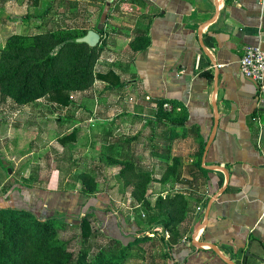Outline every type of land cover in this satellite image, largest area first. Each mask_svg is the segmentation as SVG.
<instances>
[{
  "label": "crops",
  "instance_id": "obj_1",
  "mask_svg": "<svg viewBox=\"0 0 264 264\" xmlns=\"http://www.w3.org/2000/svg\"><path fill=\"white\" fill-rule=\"evenodd\" d=\"M56 1L74 6L64 17L75 28L103 25L101 77L89 91L74 93L70 107L40 102L63 113V121L76 119L77 130L68 133L88 136L82 149L110 152L109 160L129 159L149 172L152 207L179 194L187 209L176 227H167L159 210L146 211L133 198L127 212L106 193L85 203L80 195L52 191L33 199L37 214L81 219L89 212L97 238L106 241L99 245L147 235L130 251L138 249L145 264H264V82L246 78L240 68L247 47L264 50L263 1L0 0V53L20 34L16 28L33 20L24 18L26 9L42 3L50 9ZM47 22L49 29L56 24L54 16ZM140 37L149 44L134 51ZM165 104L177 106L185 122L159 114ZM119 144L124 158L107 151ZM16 191L9 201L31 207Z\"/></svg>",
  "mask_w": 264,
  "mask_h": 264
},
{
  "label": "trees",
  "instance_id": "obj_2",
  "mask_svg": "<svg viewBox=\"0 0 264 264\" xmlns=\"http://www.w3.org/2000/svg\"><path fill=\"white\" fill-rule=\"evenodd\" d=\"M88 31L59 28L10 36L0 53L1 100H10L14 105L23 107L46 99L58 106L70 107L74 93L89 91L101 77L96 73V65L103 52V38L96 47L76 41ZM98 32L102 34L103 30ZM148 44L145 37H140L131 46L134 51H139ZM173 108L168 112L160 105L158 113L163 114L168 121L183 124L185 119L178 115L181 110H177L174 105ZM176 115L177 118L170 119ZM76 140L77 132L74 130L62 136L59 141L62 146L67 147ZM110 150L124 158L121 144L116 149H107ZM103 153L107 158L104 157L105 164L116 163L121 167L117 176L119 181L124 189H131V197L143 209L159 210V218L166 221L167 227H176L184 219L187 209L184 197L179 194L161 197L152 207L148 199L153 181L150 173L139 169L129 159L115 162L108 159L110 152ZM92 171H89L90 174ZM5 172L9 176L8 169ZM89 172L84 171L79 175L84 187L78 195L85 203L98 198L97 194H93L96 184L87 180L95 178H91ZM16 205L0 207V264H126L133 247L148 238L147 235H135L127 243L111 238L105 245L96 243L95 249L98 251H94L91 241L98 235H95L97 230L92 226L93 216L88 212L80 223L82 249L75 254L71 250V243L60 241L59 238L69 226L63 222L64 215L40 218L35 210L27 209L23 203L18 202ZM154 216L155 213L150 216L151 224L157 221Z\"/></svg>",
  "mask_w": 264,
  "mask_h": 264
},
{
  "label": "rangeland",
  "instance_id": "obj_3",
  "mask_svg": "<svg viewBox=\"0 0 264 264\" xmlns=\"http://www.w3.org/2000/svg\"><path fill=\"white\" fill-rule=\"evenodd\" d=\"M47 9L46 3H42L39 7L26 9L24 18L27 15L29 19L32 17L33 20L30 21L27 28L24 25V27L16 28V31L18 33L20 31L21 34L22 30H26L33 34L39 29L47 30L49 29L48 17L52 16H54L56 24H51V29L53 27H55L54 29L76 27V22L67 20L65 18L67 16L64 17V14L72 12L74 6H67L65 3L56 1L50 9ZM51 108L45 101L19 107L12 101L5 102L0 98V181L3 180L0 183V200L3 198V201H0V207L5 204L6 206L16 205L9 201V197L11 199L13 190H15V195H13H18L17 189L20 196L24 194L28 199H31L28 202L29 205L32 204L31 207L26 206L30 210H35L33 199L37 200L36 203L41 200V196H39L42 195L41 192L53 191L57 194L78 195L84 187L79 180V175L84 171L93 170L89 174L91 178H95L91 180L87 178L90 183L96 184L93 194H109L115 200L116 209L130 211L128 207L135 202L131 197V189H124L117 177L121 167H110L105 164L103 158L98 156L103 154L102 150L87 152L88 149H82L81 144H85L89 140L84 132L77 135L78 143L76 145L71 143L67 147L62 146L60 138L69 130H77L76 119L69 116L67 121H63V113ZM86 125L88 124H85V127ZM5 169L11 170L9 176L6 175ZM115 173L116 175H114ZM128 191L130 195L127 194ZM36 193L39 194L38 199L35 198ZM32 201L33 203H31ZM58 210L61 211L62 207H59ZM61 215L62 212L57 217ZM38 217L41 218V215ZM63 222L69 226L60 234V241H69L71 250L77 254L81 251L83 243L80 228L81 219L64 216ZM91 222L96 230L95 219L92 218ZM97 237H93V241H91L94 251H98L95 249L97 241L106 242L102 236L101 238ZM149 237L153 238V236ZM131 257L132 259L127 264H145V262H140L141 254L138 249L131 253Z\"/></svg>",
  "mask_w": 264,
  "mask_h": 264
},
{
  "label": "built area",
  "instance_id": "obj_4",
  "mask_svg": "<svg viewBox=\"0 0 264 264\" xmlns=\"http://www.w3.org/2000/svg\"><path fill=\"white\" fill-rule=\"evenodd\" d=\"M263 4H264V0ZM240 68L242 74L258 83L264 82V50L261 47H247L240 59ZM165 111H172L173 105L165 104ZM177 110H179L177 108ZM145 215H143V218Z\"/></svg>",
  "mask_w": 264,
  "mask_h": 264
},
{
  "label": "water",
  "instance_id": "obj_5",
  "mask_svg": "<svg viewBox=\"0 0 264 264\" xmlns=\"http://www.w3.org/2000/svg\"><path fill=\"white\" fill-rule=\"evenodd\" d=\"M103 25L98 27V30H102ZM79 43H86L91 47H96L101 43V34L98 31L90 30L84 37L78 38L76 40ZM256 82V81H255ZM9 174H11V170H8ZM247 255H250L247 253Z\"/></svg>",
  "mask_w": 264,
  "mask_h": 264
}]
</instances>
